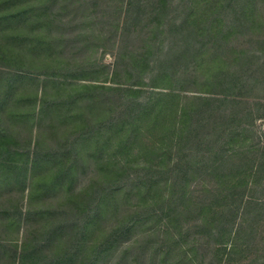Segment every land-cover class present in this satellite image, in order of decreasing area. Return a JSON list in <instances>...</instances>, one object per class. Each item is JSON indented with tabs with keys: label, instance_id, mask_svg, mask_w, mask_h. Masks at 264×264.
I'll return each instance as SVG.
<instances>
[{
	"label": "trees",
	"instance_id": "obj_1",
	"mask_svg": "<svg viewBox=\"0 0 264 264\" xmlns=\"http://www.w3.org/2000/svg\"><path fill=\"white\" fill-rule=\"evenodd\" d=\"M262 104L264 0H0V264H264Z\"/></svg>",
	"mask_w": 264,
	"mask_h": 264
},
{
	"label": "rangeland",
	"instance_id": "obj_2",
	"mask_svg": "<svg viewBox=\"0 0 264 264\" xmlns=\"http://www.w3.org/2000/svg\"><path fill=\"white\" fill-rule=\"evenodd\" d=\"M121 2V1H120ZM97 8H94L93 5L89 7V9H83L79 15L76 17V11L74 10V7H71V9H67L65 11L66 13V20L65 23L67 25H64L68 27L69 30H63L65 32V35L67 33V36H75L76 30L78 29H84L85 32L91 33L92 31H101L105 30L108 31L111 27V24H117V22L120 20V11H121V4L120 3H113V4H106L104 1H102L100 4H97ZM70 15V16H68ZM86 18V19H85ZM69 19L73 20L72 22H69ZM72 27V28H71ZM67 31V32H66ZM75 44L76 42H72ZM71 44V42H69ZM97 51V50H96ZM67 55V54H66ZM69 55V54H68ZM93 56L95 59L102 60L107 65H112L114 62V56L111 53L102 52V50H98L97 52L92 51L89 54H87L85 57ZM64 57H66L64 55ZM63 58V56H62ZM261 113H264V104L260 106ZM256 127L258 131L259 136V145L264 147V119H258L256 121ZM259 189L257 191L258 195H261L262 190Z\"/></svg>",
	"mask_w": 264,
	"mask_h": 264
}]
</instances>
